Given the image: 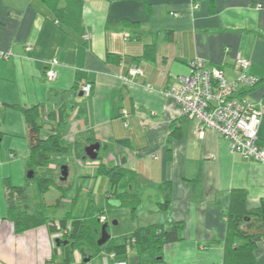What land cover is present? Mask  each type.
<instances>
[{"label": "crops", "instance_id": "obj_1", "mask_svg": "<svg viewBox=\"0 0 264 264\" xmlns=\"http://www.w3.org/2000/svg\"><path fill=\"white\" fill-rule=\"evenodd\" d=\"M66 5L63 0L61 7ZM0 53L10 55L0 60V261L64 264L58 235L48 227L17 235L7 220L5 182L27 185L31 156L21 109L38 108L41 138L56 134L77 144L58 157L83 162L78 178L93 191L105 190L103 207L113 213L111 219L105 215L111 238L182 222V240L164 247L159 264H226L231 192L246 191L247 209L259 208L264 165L233 154L218 133L199 130L163 92L179 87L176 78L190 74L193 59L232 80L241 57L261 80L248 98L264 100V0H83L79 27L59 22L40 0H0ZM52 60L59 62L58 77L49 82ZM133 67L142 75L125 81ZM84 83L92 84L90 97L81 95ZM258 138L264 149V116ZM92 145H100L97 160L86 155ZM121 164L133 179L119 191L122 198H112L109 180L97 172L100 165ZM165 184L171 185L172 203L163 212ZM135 196L140 202L133 212L128 199ZM241 228L257 234L254 219ZM260 234L254 261L240 264H264ZM75 257L71 264L83 263ZM119 263L139 264L136 250L114 258L96 253L86 264Z\"/></svg>", "mask_w": 264, "mask_h": 264}, {"label": "trees", "instance_id": "obj_2", "mask_svg": "<svg viewBox=\"0 0 264 264\" xmlns=\"http://www.w3.org/2000/svg\"><path fill=\"white\" fill-rule=\"evenodd\" d=\"M40 1L56 14L59 22H66L74 27L81 25L83 0H67L65 8L61 7L63 0ZM150 49L152 51L153 47ZM13 108L19 107L15 106ZM21 110L28 126V139L31 150V156L26 163L27 185L16 187L8 180L5 182L7 220L14 225L15 233L18 235L41 227H48L52 234L58 235V248L65 252L64 264H71L76 259V254L83 259L82 264H86L84 259L86 257L91 258L96 253L125 256L131 248L136 250L139 264L161 263L163 261L162 251L164 247L182 240L184 223H175L171 228H167L162 224L138 228L128 236L118 239L110 238L106 244L99 246L98 241L101 236L94 237L85 226L87 216L73 217L71 212L62 218L47 216V211L50 207L43 201L47 191L55 187L62 191L60 198H67L66 194L69 192V188L65 187L62 182V184L59 183L51 171H49L47 177H40L39 172L48 171L54 163L56 164L57 160L55 157L71 154L73 150L77 149V144L68 145L64 142L61 135L56 134H52L46 139L41 138L42 125L38 108ZM62 164V162H57L58 167ZM30 172H34L32 179L28 178ZM97 176L106 177L109 180L110 196L118 199L124 196V193H119V191L129 187L131 179H133L132 173L126 170L122 164L115 168H107L105 165H100ZM32 183L37 187V193L34 196L29 193L28 187ZM171 191L170 184L162 186L164 201L161 203L160 209L163 212L167 211L172 203ZM247 197V192L244 190L231 192L230 206L226 214L228 220V235L225 241L226 264L252 263L256 249L254 240L258 237L259 232L262 233L259 236L264 234V200H262L259 208L248 210ZM36 200L39 202L36 203ZM128 200L129 204L132 205L133 212H135L136 205L140 202L139 199L135 196L130 197ZM58 203L60 204V200H58ZM89 207L90 205H88V210ZM106 211H101L97 217L98 222L102 225H105V223L101 222V218L106 215ZM252 219L256 222L257 234L255 235L249 234L241 228L243 222ZM97 232L99 233V231ZM60 236L62 239H59ZM86 238L90 239V249L83 247L82 241Z\"/></svg>", "mask_w": 264, "mask_h": 264}, {"label": "built area", "instance_id": "obj_3", "mask_svg": "<svg viewBox=\"0 0 264 264\" xmlns=\"http://www.w3.org/2000/svg\"><path fill=\"white\" fill-rule=\"evenodd\" d=\"M9 57L8 53H0V60H8ZM249 64L246 59L238 58L235 78L231 80L223 71L206 67L202 59H193L189 63L190 74L176 78L179 87L166 89L163 94L175 99L181 105L183 115L194 121L199 130L210 129L224 137L233 154L239 153L244 159L264 165V149L258 144L264 100L255 103L248 98L261 83L259 78L248 72ZM58 66L57 60L50 62L46 73L49 82L57 79ZM141 75V70L133 67L129 77L123 79L134 81ZM80 90L84 96L90 97L92 84L84 83ZM106 221V216H103L101 222ZM0 264L5 263L0 261Z\"/></svg>", "mask_w": 264, "mask_h": 264}, {"label": "rangeland", "instance_id": "obj_4", "mask_svg": "<svg viewBox=\"0 0 264 264\" xmlns=\"http://www.w3.org/2000/svg\"><path fill=\"white\" fill-rule=\"evenodd\" d=\"M56 159L58 163L62 162L63 164L58 167L57 162L56 164L54 163L48 171L39 172L40 177H47L49 171H51L54 178L59 181V183L62 182L65 187L69 188V192L66 194V196H68L67 198H60L62 196V191L60 189L53 187L49 191H47V193L43 197V201L47 206L50 207L48 208L47 216L60 218L66 216V214L70 212L72 213L73 217H83V215H85V217L87 216V222L85 226L87 227L88 232L92 233L94 237L101 236L103 225L98 222L97 217L99 216L101 211H106V208L104 209L103 207L105 200V190L100 189L99 186L96 191H93L94 189L91 188L92 184H90L87 180L78 178L80 168L85 167L83 162L76 161L75 159H62L58 156L56 157ZM91 163L94 164L93 161ZM63 165H67L69 167V176L67 181H61L60 170ZM28 187L29 193L34 196L37 193L36 185L32 183ZM98 193H100L101 195H97ZM76 197L77 200L72 205L73 200ZM58 200H60V204L58 203ZM95 201H97V204ZM35 202L38 203L39 201L36 200ZM88 205H90L89 210ZM106 215L109 219H111V217L113 216L111 208L109 209V211H106ZM97 231H99V233ZM60 238L62 239L61 236L59 237V239ZM82 243L84 248L90 249L89 238L84 239Z\"/></svg>", "mask_w": 264, "mask_h": 264}, {"label": "water", "instance_id": "obj_5", "mask_svg": "<svg viewBox=\"0 0 264 264\" xmlns=\"http://www.w3.org/2000/svg\"><path fill=\"white\" fill-rule=\"evenodd\" d=\"M99 151H100V145H92L86 149V155L91 160H97ZM68 176H69V167L67 165H63L61 167V181H67ZM33 177H34V172H30L28 174V178L32 179ZM110 238H111V235L108 232V224H105L102 227L101 238L98 241V245L102 246L106 244ZM57 244L59 245V241H57ZM90 261H91L90 257H86L84 259L85 263H89Z\"/></svg>", "mask_w": 264, "mask_h": 264}]
</instances>
